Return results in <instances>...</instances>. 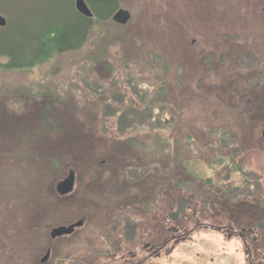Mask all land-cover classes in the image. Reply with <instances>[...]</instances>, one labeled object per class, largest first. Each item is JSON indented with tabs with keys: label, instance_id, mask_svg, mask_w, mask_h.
I'll return each mask as SVG.
<instances>
[{
	"label": "rangeland",
	"instance_id": "374dc122",
	"mask_svg": "<svg viewBox=\"0 0 264 264\" xmlns=\"http://www.w3.org/2000/svg\"><path fill=\"white\" fill-rule=\"evenodd\" d=\"M117 1L80 50L0 69V264H264V0ZM74 3L0 0V63L80 29Z\"/></svg>",
	"mask_w": 264,
	"mask_h": 264
},
{
	"label": "trees",
	"instance_id": "16d2710c",
	"mask_svg": "<svg viewBox=\"0 0 264 264\" xmlns=\"http://www.w3.org/2000/svg\"><path fill=\"white\" fill-rule=\"evenodd\" d=\"M85 2L88 4L89 9H91V18L82 16L74 7L76 15L83 20L80 29L78 28L75 30L60 20L54 19L47 22L42 25L34 35L31 47L28 49L26 55L22 52L17 56L9 53L6 63H0V69L26 71L45 65L54 57L80 50L87 35L90 33L94 19L98 22H104L112 19V17H116L117 19L124 17L122 16L123 12L118 9L117 0H85ZM34 121V130L31 132L30 136H33L35 141H43L46 143V141L49 142L52 137L55 142L51 144L56 145L57 149L58 147L59 149L61 148L64 152V156L68 155L71 157L77 152V149H74L75 147L72 143L67 140L69 135H66L65 138L64 136L58 138L57 133L56 135L54 134L55 132L53 131L56 126L52 125V122H50L47 117L44 118L42 116H37L36 118L34 117ZM80 131L76 132V134L79 135ZM22 133L23 132H21V134ZM45 147H41V145L40 147L39 145L34 146L35 159H41L44 163H50L51 165L56 164L54 161H57L58 159L52 155L55 146H50V149L48 150H46ZM35 149L38 150V152H35ZM44 151L47 152L46 155L44 154ZM73 174V171L70 170L66 178Z\"/></svg>",
	"mask_w": 264,
	"mask_h": 264
},
{
	"label": "water",
	"instance_id": "95a60500",
	"mask_svg": "<svg viewBox=\"0 0 264 264\" xmlns=\"http://www.w3.org/2000/svg\"><path fill=\"white\" fill-rule=\"evenodd\" d=\"M74 7H75V10L79 14H81L82 16H84L86 18L92 17V13L90 12L89 8L87 7L85 0H75ZM5 25H6L5 19L0 17V28L5 27ZM261 138H262V144L264 146V130L261 133ZM73 183H74V176L73 175H70L66 179L59 182L56 185L57 194H59L60 196H64V195L69 194L73 189ZM82 225H83V222L79 221V222H77V223H75L72 226H69L67 228L53 229L50 232V238L56 239V238L64 236V235H70L71 233H73L75 228L81 227ZM48 259H49V251L46 252L44 257L41 259L40 263L43 264Z\"/></svg>",
	"mask_w": 264,
	"mask_h": 264
},
{
	"label": "flooded vegetation",
	"instance_id": "af4514ba",
	"mask_svg": "<svg viewBox=\"0 0 264 264\" xmlns=\"http://www.w3.org/2000/svg\"><path fill=\"white\" fill-rule=\"evenodd\" d=\"M166 244V243H165ZM164 245L163 246H160L159 248H157L156 250H159V249H163ZM156 254H159V253H156ZM115 264H119V263H115ZM122 264H131L128 260H123Z\"/></svg>",
	"mask_w": 264,
	"mask_h": 264
}]
</instances>
